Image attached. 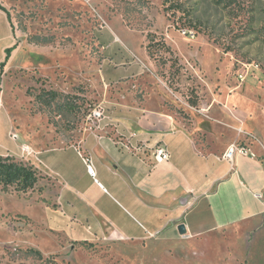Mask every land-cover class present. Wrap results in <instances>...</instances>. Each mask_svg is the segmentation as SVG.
<instances>
[{
	"label": "rangeland",
	"instance_id": "rangeland-1",
	"mask_svg": "<svg viewBox=\"0 0 264 264\" xmlns=\"http://www.w3.org/2000/svg\"><path fill=\"white\" fill-rule=\"evenodd\" d=\"M0 4L16 41L6 59L0 13V154L41 173L26 192L0 184V264H264V215L204 235L150 233L121 181L126 151L111 173L96 170L93 147L161 110L203 149L238 141L264 159V0ZM42 89L70 95L73 110L41 106Z\"/></svg>",
	"mask_w": 264,
	"mask_h": 264
},
{
	"label": "crops",
	"instance_id": "crops-1",
	"mask_svg": "<svg viewBox=\"0 0 264 264\" xmlns=\"http://www.w3.org/2000/svg\"><path fill=\"white\" fill-rule=\"evenodd\" d=\"M0 13L9 29L4 48L16 41L6 13L1 9ZM122 126L126 133L123 139L95 136L93 147L99 157L96 170L103 167L115 173L110 165L120 163L118 152L126 151L121 158V181L133 198L131 205L135 204L152 225L150 233L180 234L178 225L183 224L186 235H204L264 215V159L256 153L258 147L234 141L245 145L254 156L236 153L230 162L222 154L234 142H226L220 153L203 149L179 120L161 110L151 118L124 120ZM86 144V138L80 141V145ZM68 147L81 155V146ZM159 149L169 157L158 160ZM100 230L119 235L116 230Z\"/></svg>",
	"mask_w": 264,
	"mask_h": 264
},
{
	"label": "trees",
	"instance_id": "trees-1",
	"mask_svg": "<svg viewBox=\"0 0 264 264\" xmlns=\"http://www.w3.org/2000/svg\"><path fill=\"white\" fill-rule=\"evenodd\" d=\"M0 9L6 13L9 20L8 12L1 4ZM154 37L155 35L153 33H148L147 35L148 43L146 48L150 56L153 53L152 48L156 43ZM14 47L15 45L5 48L6 59L9 57V54ZM5 61L0 62V70L4 66ZM61 96H64V98L61 102H58L59 100L57 99L61 98ZM69 96L70 95H62V93L53 89H42L35 95V100L44 108L50 107L51 104L54 103L59 112H71L75 103ZM41 110L42 109H40V111ZM40 177L41 173L32 163L17 160L10 154H0V184L3 188L13 186L17 191L26 192L35 186ZM28 252L39 254L36 249H28Z\"/></svg>",
	"mask_w": 264,
	"mask_h": 264
},
{
	"label": "built area",
	"instance_id": "built-area-1",
	"mask_svg": "<svg viewBox=\"0 0 264 264\" xmlns=\"http://www.w3.org/2000/svg\"><path fill=\"white\" fill-rule=\"evenodd\" d=\"M236 153L242 154V155L249 154L251 156H254V153L250 152L249 149L245 145L238 143V142H234L227 147V149L222 154V158L231 162ZM168 157L169 155L164 149H159V151L156 153V158L158 160H165ZM84 160L86 162L87 172L91 176L94 175V169H93L92 164L89 162L90 160L89 157L88 158L85 157Z\"/></svg>",
	"mask_w": 264,
	"mask_h": 264
},
{
	"label": "water",
	"instance_id": "water-1",
	"mask_svg": "<svg viewBox=\"0 0 264 264\" xmlns=\"http://www.w3.org/2000/svg\"><path fill=\"white\" fill-rule=\"evenodd\" d=\"M178 230H179V232L181 233V234H184L185 233V227H184V225L183 224H179L178 225Z\"/></svg>",
	"mask_w": 264,
	"mask_h": 264
}]
</instances>
